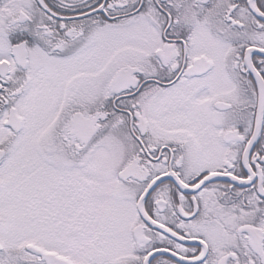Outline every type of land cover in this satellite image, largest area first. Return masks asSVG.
<instances>
[{
  "label": "snow or ice",
  "instance_id": "6c2138e0",
  "mask_svg": "<svg viewBox=\"0 0 264 264\" xmlns=\"http://www.w3.org/2000/svg\"><path fill=\"white\" fill-rule=\"evenodd\" d=\"M0 264H264V0H0Z\"/></svg>",
  "mask_w": 264,
  "mask_h": 264
}]
</instances>
